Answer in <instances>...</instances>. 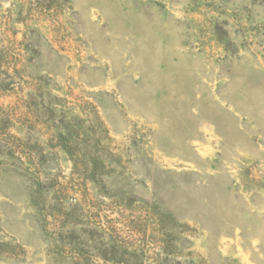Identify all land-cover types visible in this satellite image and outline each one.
Segmentation results:
<instances>
[{
    "label": "rangeland",
    "instance_id": "obj_1",
    "mask_svg": "<svg viewBox=\"0 0 264 264\" xmlns=\"http://www.w3.org/2000/svg\"><path fill=\"white\" fill-rule=\"evenodd\" d=\"M0 112V264H74L55 179L140 264H264V0H0Z\"/></svg>",
    "mask_w": 264,
    "mask_h": 264
},
{
    "label": "trees",
    "instance_id": "obj_2",
    "mask_svg": "<svg viewBox=\"0 0 264 264\" xmlns=\"http://www.w3.org/2000/svg\"><path fill=\"white\" fill-rule=\"evenodd\" d=\"M2 118L5 119L6 117L4 118V114L0 112V120ZM36 119V116L32 117V115L30 117L26 116V118L22 117V120L29 125L35 124ZM0 123L4 124L6 122L1 120ZM28 144L27 140L6 132L2 127L0 128V145L9 151L11 156L21 165L24 162L34 163L36 151ZM65 145L74 163V169L76 170L74 173L83 171L84 169L79 170L77 167L79 156L75 153L74 143L68 140ZM51 184L54 188L52 196L49 200H38V202L41 201L38 205H40L39 208L44 216L54 219L55 224H53L52 229L55 230L54 233L58 236L56 241L63 247L61 251L72 257L74 264H80L82 261H86V264H98L95 258L101 259L104 263L114 262L115 264H130V258L135 261L132 262L133 264H140L138 262L139 258L141 256L148 257L149 252L153 251V248H124V245L129 242L127 236L123 235L125 230L116 226V224L106 225L102 223L99 220L102 210L96 208L91 198L83 199L81 204L74 197L68 195V188L58 179L53 180ZM69 223L72 227L80 226L79 234L76 235L73 229L65 232L60 230L62 224L68 225ZM130 230L133 231V229ZM104 237H108L113 242L110 248H106V246L105 248H97L92 244L93 240ZM75 242L79 243V246H76Z\"/></svg>",
    "mask_w": 264,
    "mask_h": 264
}]
</instances>
